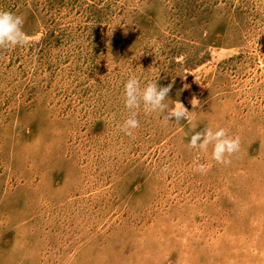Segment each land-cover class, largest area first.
Returning <instances> with one entry per match:
<instances>
[{"label":"rangeland","instance_id":"obj_1","mask_svg":"<svg viewBox=\"0 0 264 264\" xmlns=\"http://www.w3.org/2000/svg\"><path fill=\"white\" fill-rule=\"evenodd\" d=\"M0 264H264V0H0Z\"/></svg>","mask_w":264,"mask_h":264}]
</instances>
